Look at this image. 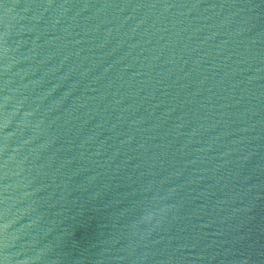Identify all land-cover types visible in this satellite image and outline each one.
<instances>
[{"label": "water", "instance_id": "1", "mask_svg": "<svg viewBox=\"0 0 264 264\" xmlns=\"http://www.w3.org/2000/svg\"><path fill=\"white\" fill-rule=\"evenodd\" d=\"M0 264H264V0H0Z\"/></svg>", "mask_w": 264, "mask_h": 264}]
</instances>
